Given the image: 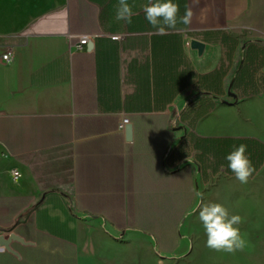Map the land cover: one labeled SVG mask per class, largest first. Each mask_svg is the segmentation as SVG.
<instances>
[{
    "label": "crops",
    "instance_id": "obj_1",
    "mask_svg": "<svg viewBox=\"0 0 264 264\" xmlns=\"http://www.w3.org/2000/svg\"><path fill=\"white\" fill-rule=\"evenodd\" d=\"M128 2L0 0V264H168L235 146L264 170V0H174L166 34Z\"/></svg>",
    "mask_w": 264,
    "mask_h": 264
},
{
    "label": "rangeland",
    "instance_id": "obj_2",
    "mask_svg": "<svg viewBox=\"0 0 264 264\" xmlns=\"http://www.w3.org/2000/svg\"><path fill=\"white\" fill-rule=\"evenodd\" d=\"M197 202L192 207L185 228V249L168 264H264V170L248 183L236 178L216 176L204 184ZM201 203H220L230 215L242 217L239 224L247 246L243 251L227 253L206 245V234L199 220Z\"/></svg>",
    "mask_w": 264,
    "mask_h": 264
},
{
    "label": "clouds",
    "instance_id": "obj_3",
    "mask_svg": "<svg viewBox=\"0 0 264 264\" xmlns=\"http://www.w3.org/2000/svg\"><path fill=\"white\" fill-rule=\"evenodd\" d=\"M191 4L193 6L198 5L199 0H191ZM143 11L148 24L159 34H166L168 31H182L183 29L179 28L178 25H191L194 15L192 7H186L184 14L180 15V6L174 0H147L143 6ZM135 14L128 0H118L116 21L131 24ZM246 153L247 146L240 144L235 146L225 157L228 161V168L242 184L248 183L249 178L256 171ZM13 180L18 183V172L14 175ZM196 195L202 199V193L198 192ZM198 212L199 220L207 237L206 245L208 248L227 253H235L245 249L248 242L237 227L243 222L241 216L230 215L228 209L220 203H201Z\"/></svg>",
    "mask_w": 264,
    "mask_h": 264
},
{
    "label": "water",
    "instance_id": "obj_4",
    "mask_svg": "<svg viewBox=\"0 0 264 264\" xmlns=\"http://www.w3.org/2000/svg\"><path fill=\"white\" fill-rule=\"evenodd\" d=\"M90 45L91 44L89 43V46ZM191 47L193 49H197L199 54L202 55V53L204 51V48H205V44L200 42V41H198V40H193L191 42ZM125 133H126L127 140L131 141L132 138H133V126H132V124L129 123V124L126 125ZM13 240L24 242V239L21 238L20 236H18L17 234H15V233H11L9 235H0V245L4 246L8 250H12L11 242Z\"/></svg>",
    "mask_w": 264,
    "mask_h": 264
},
{
    "label": "built area",
    "instance_id": "obj_5",
    "mask_svg": "<svg viewBox=\"0 0 264 264\" xmlns=\"http://www.w3.org/2000/svg\"><path fill=\"white\" fill-rule=\"evenodd\" d=\"M99 34H83L79 36V43L76 45L77 48L82 49L85 45L93 41V39L97 38ZM113 40H119L120 36L113 35L111 36ZM2 60L4 63L9 64L12 62V56L11 53L8 51L2 56ZM130 123V120L128 117H123V119L120 122V128L122 130H125V127L127 124ZM14 175H16V172H14Z\"/></svg>",
    "mask_w": 264,
    "mask_h": 264
}]
</instances>
